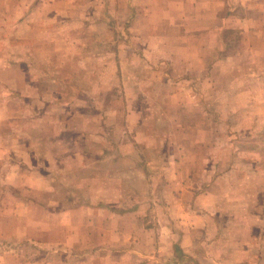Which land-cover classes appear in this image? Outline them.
Returning a JSON list of instances; mask_svg holds the SVG:
<instances>
[{"label":"crops","instance_id":"crops-1","mask_svg":"<svg viewBox=\"0 0 264 264\" xmlns=\"http://www.w3.org/2000/svg\"><path fill=\"white\" fill-rule=\"evenodd\" d=\"M2 1L6 6H0V10L5 11L9 7V0ZM13 2L18 3V8L19 3L23 4L21 7L24 14L15 20H9L6 14L0 16V43L5 45L0 48V56L2 61H7L2 64L6 70L11 68L10 65L13 66V63L9 62L13 53L22 61L18 62L17 67L22 70L24 85L16 91L19 93L26 91L29 94L26 96L22 93L23 96L20 94L19 97L27 100L28 97L38 99L49 95L48 99H55L56 95L50 91L45 96H39L41 89L30 83V77L35 73L39 77L42 76L39 82L43 80L52 84L58 81L52 76H62L58 74L55 66L63 67L64 73L75 70L73 72L75 76L85 73L87 67H90L86 62L88 58H91V61L101 59L100 61L105 62V54L99 49V44L104 46V41L99 42L98 37L95 40L93 37L89 39L93 29L82 26L81 22L74 24L73 21L65 19L60 21V26L53 22V26L39 27V21L46 23L48 19L50 22L55 21L54 18L51 20L49 16L47 19L39 20L41 18L36 15L34 9L36 0ZM26 2L29 5L25 10ZM118 2L130 12V26L126 32L129 40L118 43V50L113 52V61L115 66H118L116 64L122 62L121 52L132 49L134 62L127 64L135 69H130L128 75L132 80H136L134 81L136 85L132 87L136 96L131 98L117 95L110 107L112 111H119L125 104L128 106L126 99L129 100L128 111L135 123V130L126 124L122 127V131L126 132L122 138L116 139L113 136L112 139H107L105 136L109 135L113 128H106L103 124L89 125L85 122L80 128L63 124L57 133L54 132L57 136L63 131L71 134L73 145L79 148L74 154L84 166L91 163L99 166L100 169L96 172L82 171L78 168L74 171L55 173L49 169L33 173L21 156L12 154L10 147L14 143H9L8 139L0 135L2 165L5 163L7 170L6 176L4 168L3 178H14L8 182L16 186L4 191L6 199L1 200L0 204L2 214L5 215L1 225L7 228V235L12 230V236H5L6 241L16 243L25 240L26 235H29L28 239L33 244H39L41 240L38 236L41 230L49 231L55 226L61 228L63 237L59 242L49 237V244L56 246L59 244L66 251L78 252L75 255L71 254L70 259L80 257L78 254L81 252H84V255L85 252H96L107 259L113 257L116 264H129L133 258L131 254L139 252L136 245L144 242L137 233L144 230L145 241L150 248L147 249V253H139L142 258L136 264H163L159 257L163 258V261L174 257L182 258L183 262L176 259L173 264H189V260L194 262L192 264H264V156L251 163L250 160L242 158L241 150L245 149L241 148V144L234 138L229 139L244 130L243 127L246 126L242 123L249 115L258 116L262 122L256 128L260 130V134L264 131V0H118ZM10 25L15 28L10 30ZM120 30L118 28L117 33ZM233 35H238V38L234 39ZM13 37L16 41L15 48L10 45ZM91 41L92 44L96 41L97 50L88 56L90 47L88 43ZM218 50H221V53L217 54ZM152 51L161 52V57L170 70L164 74L166 93L163 97L175 107L170 110L174 111L171 115L182 114L188 109L192 110L193 115L195 113L199 115L202 110H206L207 115L211 116L217 115L219 108H222V115L226 119L219 124L208 122L204 129L208 133L206 139L197 132L190 134L189 139H170L169 145H172V148L182 146L184 151L179 155L167 157L168 174L165 176L162 172L155 186L152 177L147 175L144 168L133 164L125 172H120L116 165L122 162L123 157L118 154L117 146L128 142L144 144L135 134L141 130L139 126L142 122L141 114L144 112L143 105L152 106L149 100H155L152 93L141 89L142 85L152 80L150 72L143 68L141 62L144 66L149 65L147 62L151 61ZM136 63L139 64L138 68ZM46 66L48 70L41 68ZM89 71L91 75L96 74L97 68L94 70L90 67ZM138 71L142 73L139 74L141 77H138ZM60 80L63 84L72 81L70 78ZM120 81L119 78L118 86ZM75 83L77 82L73 83L72 90L67 93L71 95V101H68L69 104L64 102L68 105L66 110L74 111L76 107L73 108L74 103L71 102L79 98L85 100V103L78 107L80 114L89 117L88 119L103 117L109 111L104 104L100 110L88 108L90 99L98 98L99 95H90L89 91L79 89ZM112 89L114 93L116 88ZM6 91L12 92L7 86ZM162 100L163 98L161 102ZM50 115L56 116L55 112ZM168 128L171 132L187 129L177 118H172ZM197 128L202 130L199 125ZM151 130L156 132L158 128L153 127ZM218 130L224 131L227 135L226 140L221 142V146L229 148L230 154L227 156L208 153L200 159L193 152L190 154L186 150V146L190 144L192 147L200 148L218 146L220 143L216 137ZM81 136L90 138L87 140ZM27 139L29 142L30 138ZM16 141L18 142L15 146L23 148L34 146L26 143L24 133ZM105 145L113 149L107 152ZM91 146H96L97 154L90 153L88 148ZM258 147L264 148V138L259 140ZM55 156L56 154L52 155ZM53 160L55 163H67L65 158ZM200 160L208 162V167H203L204 169L201 167L202 170L200 167L195 168V164ZM126 161L136 164L134 159ZM109 162L114 165L112 172L106 173L103 168L106 166L105 163ZM200 174L202 180L199 183L193 182L194 177H199ZM136 175L139 178H136ZM25 177L30 182L28 191H31L34 197L35 188L40 189L39 193L46 196L47 199L43 202L36 200V205L42 208L48 220L30 217L33 208L30 203L35 205V202L31 201L30 195L26 196L28 195L24 192L26 189L21 187L23 185L21 181ZM104 177L112 178L113 184L118 186H94L89 181L91 178ZM126 177L128 182L125 186L128 190L123 191L124 184L119 186V183ZM58 178L82 180V188L78 192V189L73 188L74 185H70V181L67 184L68 188L60 187L54 180ZM139 179L146 180L145 197L140 194V188L136 184ZM109 189H112L109 196L129 194L131 197L139 198L138 204L134 206L130 204L128 213L124 215H121V207L114 204L110 205L112 211H108L104 206L109 202L106 204L103 195L107 194ZM90 193L96 197L93 199ZM75 194H82L81 198L77 199ZM62 199L66 201L60 203ZM111 200L113 199L107 201ZM151 204H156L153 206L163 212L161 217L158 214L160 223L156 220L148 224V217L154 208L150 207ZM127 216L133 218L132 225L121 224L122 219ZM24 222H28L27 227ZM122 225L127 232V238L123 243L128 244L120 257L117 253L118 248L114 246L121 242ZM85 256L97 257L88 254Z\"/></svg>","mask_w":264,"mask_h":264},{"label":"rangeland","instance_id":"rangeland-1","mask_svg":"<svg viewBox=\"0 0 264 264\" xmlns=\"http://www.w3.org/2000/svg\"><path fill=\"white\" fill-rule=\"evenodd\" d=\"M36 1L37 2L34 9L36 15L41 18L39 20H42L44 18L47 19L49 16L51 20H53V18L55 20L50 22L48 19L46 23H44V21L40 23L39 21V27L51 25L53 26V22L56 23V26H60V21H64V19L73 21L74 24H76L77 22H81L82 26L93 29L92 33L89 34V39L93 37V39L95 40L98 37L99 42L100 40L104 41V46H101L99 44V49H102L103 52L101 53L105 54V62L100 61L101 59H98V61H91V58L86 59V62L90 65V67H92L94 70H96L97 68L96 74L93 75H91L89 71L90 67H87L85 73H79L78 75L73 76V72H75V70L70 73H64L63 67L59 68V66H55L58 74H62V76L54 77L51 75L54 79L58 80L57 82L52 84L46 83L43 80H40L39 82V79H41L42 76L39 77L35 73L33 77H30V83L32 86H38L41 89L39 91V96H45V94H48L50 91V93L55 94L56 97L55 99H52L53 101L47 98L49 95L46 97H38V99H31L28 97L26 100L25 98L19 97V95L21 94L23 96L24 94L28 96L29 92L22 91V94L19 93V91H16V89H20L24 85L21 76L22 70L20 71V69L17 67L18 62L22 61H19L17 59L16 53H13L10 57L11 60H9V62L13 63V66L10 65L9 67L11 68L6 70L3 68L2 64L3 62L7 61H2V58L0 56V135L3 138L8 139L9 143H14V145L10 147L12 154L21 156V158L25 160V163L31 168L30 170L33 171V173H40L49 169L56 173L62 171H74L78 168H80L79 170L82 171L89 170V172H96L100 169L99 166L97 167L96 164L92 163L84 166V164H81L74 154V152L78 151L77 149L79 148L73 145V142L71 141L73 137L71 134L63 131L62 133H60L61 135L57 136L54 135V132L57 133V131L60 130L59 128L62 127L63 124H66V126L68 127L80 128L85 122L89 125H91L92 123L94 126L103 124L106 128H113V131H109V135L105 136L107 139H112L113 136H115L116 139L122 138L126 134V132L122 131V127L126 124L131 125L133 130H135V123L132 121V117L129 115L130 112L128 111V109L130 108V103H128L129 100L126 99V103L128 106H126V104L124 103V108L120 107L119 111H112L110 107L112 101H114V98L117 95H123L125 97L128 96L131 98L136 96V94L133 92L134 90H132V87L136 85V83L134 82L136 80H132L128 75L130 69L134 68L128 66L127 64V62H134L132 49H125L123 50V52H121L122 62L117 63L116 65L118 66H115V62L113 61V52L118 50V43H123V41L127 42V40H129L128 33L126 32L127 28L130 26V12L126 7L120 5L118 0ZM17 4V2L9 0L8 9H6L5 11L0 10V16L2 14H6L8 15L9 20L18 19L22 14H24V11L21 7L23 6V4L19 3V8ZM28 5L29 3L26 2L25 10L27 9ZM0 6L5 7L6 3L0 0ZM14 28L15 27L13 25L9 26L10 30ZM118 28L121 30L117 33L116 30ZM96 29L98 30V32H96ZM233 36L234 39L238 38V35ZM15 43V38H11L10 45L12 48H15ZM95 43L92 44V41L88 43L90 44L88 56L91 52H96L95 50L97 49ZM3 46L5 45L3 43H0V48H2ZM219 53H221V50L217 51V54ZM124 55L127 57V60L126 57L123 58ZM150 58L151 61L149 60L147 62L149 63V65L144 66L142 62L141 65H143V68H146L150 72L149 76L152 78V80H149L145 85H142L141 89L152 93V95H154L153 98L155 101L151 99L149 100L151 101L152 106L143 105L144 112L141 114L140 121L142 119V122L139 126L141 130L137 134H135V136L138 137V140L141 139V143L144 144L138 145L132 142H128L126 144H123L122 146H117L116 150L118 151V154L123 157L121 159L122 162L116 165L120 172H125L133 164L134 166H138L141 169L144 168L145 172H147V175L152 177L151 180L155 186V184L159 181L158 177H160V175L164 173V175L166 176L168 174L166 173L169 167L167 157H172L174 156V154L179 155L181 151H184L182 146L178 148L175 147V149L172 148V145H169L170 139H189V135L196 132L201 137L204 135V139H206L208 137V133L205 132L204 129L205 127H207L208 122H217L219 124L224 122L226 119L222 115V108H219V111H217V115L211 116L207 115L206 110H202L199 115H196V113L195 115H193L192 110L188 109H186L182 114L177 113V115H171V113H173L174 111L170 112V110L174 109L175 107L171 106L170 101L163 97L166 93L165 83L163 82L164 74L166 72H169L170 70L168 69V66H166V62H164L163 57H161V52H150ZM162 59L163 62L161 61ZM82 62H84V60H82ZM136 66L138 68L139 64L137 65L136 63ZM41 68H45L48 70L47 66ZM139 74H142L140 73V71H138V77H141ZM69 78L72 79V81L65 84H63L60 80H68ZM119 78L121 81L118 86L117 84ZM124 78L125 80H123ZM74 82H77L75 84L78 85L79 89L83 88L82 90L89 91L90 95H99L98 98L90 99L88 108L100 110L102 104H104V107L106 108V110H109V113L107 112L103 117L98 116L92 119H88L89 117H84V115L80 114L78 111V107L85 103L84 99L79 98H75L71 102L74 103L73 108L76 107L74 111L66 110V107L68 106L66 103L69 104L68 101H71V95H67V93L72 90ZM6 86L8 88H11V93L6 91ZM114 87L116 88V91L113 93L112 90L114 89L112 88ZM8 93H10V95H8ZM161 98H163L162 102ZM123 109H125V113H123ZM54 112L56 116H51L50 114ZM116 113L118 114L116 115ZM172 118H177L178 122L184 124L187 129L178 131L172 130L171 132L170 128H168V123L171 122ZM260 122L262 121L259 120L257 115H249L242 123L243 126H246L243 127L244 130L238 133L236 137H229V139H236L238 141V144H241V148L243 147V149H245L241 150L242 158L250 160L251 163L257 160L260 156H264V148L258 147L259 140H262L264 138V131L262 134H260V130L256 128L257 126H259ZM198 125L202 128V130H199L197 128ZM153 127L155 129L158 128V130H156V132L152 131L151 129H153ZM22 133H24L26 137V143H30L34 146H25L24 148L18 145V147L15 146V144H17L18 142L16 141V139H20ZM107 133L108 131H106V134ZM131 133L133 132H128V134ZM216 137L217 141H220L218 146L211 148H200L192 147V145L190 144L189 146H186V150L190 154L194 153L196 157L200 159H203L205 155H208V153L215 154V156L221 154L224 157L230 154V151H228V147L221 146V142L226 140V133L224 131H219ZM27 138H30L29 142ZM81 138L88 140L90 137L81 136ZM85 149L87 150V148ZM88 149L90 150V153L97 154L96 146H91ZM105 149L108 152L113 148L111 149L109 146L105 145ZM232 150L233 148L231 149V151ZM1 151L2 150L0 149V204L1 200L6 199V197H4L3 195L4 191H8L9 188L16 187L15 185H13V183L8 182L9 179L14 178H3L4 168L6 176L7 170L5 163L2 165L3 159L1 156ZM253 152L255 154H253ZM54 154H56V156L52 157V155ZM56 158H61L63 160L65 158L67 160V163H55L56 161H54L53 159ZM130 159H134L136 161V164L134 162L126 161ZM124 161L126 162L124 163ZM208 164V162H202V160H200L195 164V168H206L208 167ZM105 165V168H103L104 172H112V165L114 164H111V162H109L108 164L105 163ZM257 165L260 164L257 163ZM152 173L154 176H152ZM136 178H139V176L136 175ZM194 178L195 180H193V182L195 183H199L202 180L201 174L199 177ZM54 180L58 186L68 188L67 184L70 180H63L59 178ZM54 180H52L53 183ZM144 180L145 179H139V182H136V184H138L140 188V194L143 197H145L146 195V184ZM89 181L94 186H118L117 184H113L114 180L110 177H104L101 179L91 178V180ZM22 182L23 185L21 187H23L24 190L26 189L24 192L28 194L26 196L28 197L30 195L31 201L35 202V205L33 203H30L33 207L30 211V217H32V219L41 217L42 221L48 220V217H46V214H44L42 208L36 205V200H38L39 202H43L47 199L46 196L39 193V191H41L40 189L37 190L34 187L36 194L34 197L33 193H31V191H28L30 184L28 178L25 177V179L21 181V184ZM81 182L82 180H71L70 185H74L73 188L78 189L79 192L82 188ZM127 182L128 178L126 177L119 183V186L120 184H124V186H122L123 191L128 190L127 186H125ZM107 192L108 193L104 194L103 196L106 200V204L109 202L107 206H104L105 209H108V211H112L110 205L114 204L117 207H121V215H124L125 213H128L127 210L129 209L130 204L131 206H134V204H138L139 198L136 196L131 197V195L129 194H122L115 197L109 196V194H112V189L107 190ZM81 195L82 194H75V197L77 199H80ZM90 196L93 199L96 197L95 194L91 195V193ZM108 199L113 200L107 201ZM64 201L66 200L62 199L60 200V203ZM156 201L158 200L156 199ZM153 205L156 204H151L150 207H152ZM153 207L154 208L153 210H151V215L148 217V224H151L152 221L156 222V220L158 223H160L159 216L161 217L163 213L160 209H156L155 206ZM2 211L3 210L0 208V264H66L68 262H73L72 264H116L113 261V257H111V259H107L104 256H99L96 252H85L89 256L97 255V257L95 258H88L85 256L86 254H83L84 252H81L78 254L80 255V257L76 256L75 259H70L71 254L75 255V253L78 252L66 251L64 250V247H61L59 244L58 246L49 244V237H51L52 239H56L58 242L59 239L63 237V233L60 227L54 226L50 228L49 231L42 229L40 236H38L41 240L39 244H33L31 240L28 239L29 235H26L27 238H25V240L16 241V243H13L12 241L7 242L5 236H12V230L10 231V234L7 235V228L1 225L2 221L5 218V215L2 214ZM132 219V217L127 216L124 220L122 219L121 224L125 223L128 225H132ZM24 224L26 227L28 226V222H24ZM137 235L141 238V241L143 240L144 242L140 243V245L138 246L131 243V245H136V247L138 248L137 251L139 252L132 253L133 255L131 254V257L133 258L129 264H136L138 261H140L142 255H140L139 253H147V249L150 248V246H148L145 241V231L143 230L142 232L137 233ZM126 238L127 232L125 230V227L122 225L121 242L114 246L116 249L118 248L119 252L117 253L120 257L124 253L123 249L128 244L123 243ZM159 258L161 259V262H164L163 264H173L177 261L176 259H179V261L182 260V258L174 257L163 261V258ZM181 262H183V260ZM188 262L189 264H192L193 261L189 260Z\"/></svg>","mask_w":264,"mask_h":264}]
</instances>
